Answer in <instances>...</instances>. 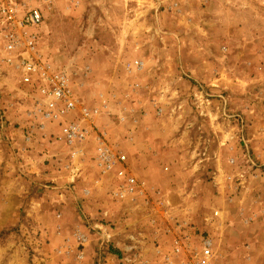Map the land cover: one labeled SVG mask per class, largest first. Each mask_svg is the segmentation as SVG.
Masks as SVG:
<instances>
[{
    "label": "rangeland",
    "instance_id": "374dc122",
    "mask_svg": "<svg viewBox=\"0 0 264 264\" xmlns=\"http://www.w3.org/2000/svg\"><path fill=\"white\" fill-rule=\"evenodd\" d=\"M9 1L42 13L37 55L101 114L44 119L29 36L0 29V264H179L178 239L264 264V0ZM72 120L89 136L69 146ZM98 138L123 165L103 172Z\"/></svg>",
    "mask_w": 264,
    "mask_h": 264
},
{
    "label": "built area",
    "instance_id": "2783aa9c",
    "mask_svg": "<svg viewBox=\"0 0 264 264\" xmlns=\"http://www.w3.org/2000/svg\"><path fill=\"white\" fill-rule=\"evenodd\" d=\"M20 7L12 1L0 0V29L3 30L9 47H14V44L19 45L21 37L29 36L27 41L29 55L27 54V58L23 59L21 66L22 81L38 88L43 97L44 101L39 104L38 113L44 119L52 121L78 111L82 121L87 122L90 128L93 120L100 116L101 106L88 107L82 104L70 89L67 73L63 70H54L49 62L37 55V37L28 35L26 29L39 28L43 24V15L37 9L22 13ZM104 107H106L105 101H102V108ZM61 135L67 145L73 146L85 142L89 131L82 122L72 120L62 126ZM97 143V164L103 172L109 173L116 166L124 164L125 157L114 153L105 141L98 138ZM77 155V151L72 153V157ZM118 176L124 181L122 186L124 191L117 192V196L122 198L126 194L133 195L137 192L136 180L129 177L124 168H120ZM174 243V255L184 257L179 264H214L212 241H205L200 251L198 248L192 249L187 241L184 242L181 239L175 240Z\"/></svg>",
    "mask_w": 264,
    "mask_h": 264
},
{
    "label": "crops",
    "instance_id": "0c3cea01",
    "mask_svg": "<svg viewBox=\"0 0 264 264\" xmlns=\"http://www.w3.org/2000/svg\"><path fill=\"white\" fill-rule=\"evenodd\" d=\"M73 92V91H72ZM73 95L76 97V95L73 93ZM76 98H78V100H80V102H82L81 100L82 99H80L79 97H76ZM87 100H88V103L89 104H91V106H99V98L98 97H96V95H93V96H88V98H87ZM83 103V102H82ZM85 103V102H84ZM70 118L69 119H75L76 118V116H78L77 114H74V113H71V114H69L68 115ZM91 142H92V140L90 141V144H91ZM89 144V145H90ZM88 145V146H89ZM95 145H93V147H94ZM93 167L95 168V169H98L97 167L98 166H96L95 164L93 165ZM99 170V169H98ZM87 197H89L90 195H91V190H86V194H85Z\"/></svg>",
    "mask_w": 264,
    "mask_h": 264
}]
</instances>
